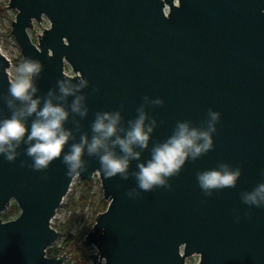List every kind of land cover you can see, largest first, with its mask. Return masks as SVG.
<instances>
[{
    "label": "water",
    "instance_id": "obj_1",
    "mask_svg": "<svg viewBox=\"0 0 264 264\" xmlns=\"http://www.w3.org/2000/svg\"><path fill=\"white\" fill-rule=\"evenodd\" d=\"M7 7L29 75L0 48V264H72L52 219L96 172L75 264H264V0Z\"/></svg>",
    "mask_w": 264,
    "mask_h": 264
},
{
    "label": "rangeland",
    "instance_id": "obj_2",
    "mask_svg": "<svg viewBox=\"0 0 264 264\" xmlns=\"http://www.w3.org/2000/svg\"><path fill=\"white\" fill-rule=\"evenodd\" d=\"M9 0H0V48L5 52V54L10 59V66L8 68L9 78L14 81L18 86L26 85L28 75L25 73L24 68L18 62V56L20 54V49L11 35V20L14 18L16 14V10L10 9L7 7ZM34 26L28 29V34L31 39L37 42V35L41 33L45 27L49 25L48 19L43 16L40 22H33ZM25 64V63H24ZM26 69L29 71L27 65L25 64ZM81 178L75 177L67 195L62 200V203L56 210V213L52 219L53 227L60 230V237L52 243L48 249L46 250L47 256L62 254L65 250L71 246L70 243L67 246H64L65 236H62V233H68V236L77 235L84 227L88 226L91 222L92 214L95 207L98 205L99 201L102 197V189L100 184L99 176L95 175L89 181H91L90 193L85 202L80 201L79 198L83 191L81 192L79 181ZM69 197H72V203L68 202ZM14 203V202H12ZM11 203V204H12ZM8 206L5 212L0 213V217L3 215H16L19 212L11 206ZM16 205V204H15ZM83 235L76 236V242L82 239ZM72 247V246H71ZM72 252L70 257H74V261L72 264L77 262H83L81 259L76 256V252L74 248H71ZM86 254H92V251H95L93 246L85 248ZM199 256L194 254L192 256L187 257L185 264H196L198 262ZM88 261V260H87ZM103 264V262H102Z\"/></svg>",
    "mask_w": 264,
    "mask_h": 264
},
{
    "label": "trees",
    "instance_id": "obj_3",
    "mask_svg": "<svg viewBox=\"0 0 264 264\" xmlns=\"http://www.w3.org/2000/svg\"><path fill=\"white\" fill-rule=\"evenodd\" d=\"M18 62L21 64V66L24 68L25 70V73L28 75L29 74V71L26 69V66L24 64V62L22 61V58L21 56L19 55L18 56ZM79 186H80V189H81V192L83 191V197H82V194L79 198L80 201H84L87 199V197L89 196V193H90V188H91V181H86V180H82L80 179L79 181ZM72 197H69V200L68 202L72 203L71 201ZM11 206L13 208H15L17 210V206L15 205V203H12ZM107 207V201H105L103 198L100 199L98 205L95 207L94 211H93V214H92V218H91V222L88 226L84 227L77 235H85L90 229H91V226L93 225L94 223V219H95V216L96 214H98L99 212H102L106 209ZM3 216L5 219H7L8 215H1ZM68 236V233H62V236H65V239H64V246H67L69 245L70 243L71 246L74 248V251L76 252V256H78L79 259H81L82 261H87V254H86V250L85 248L81 247L80 245V240H78L79 242H76V236ZM48 249V248H47ZM46 249V250H47Z\"/></svg>",
    "mask_w": 264,
    "mask_h": 264
},
{
    "label": "built area",
    "instance_id": "obj_4",
    "mask_svg": "<svg viewBox=\"0 0 264 264\" xmlns=\"http://www.w3.org/2000/svg\"><path fill=\"white\" fill-rule=\"evenodd\" d=\"M95 175H97V176H98V173H97V172H96V173H94V174L92 175V178H93Z\"/></svg>",
    "mask_w": 264,
    "mask_h": 264
}]
</instances>
